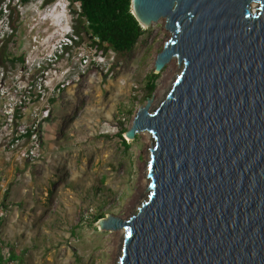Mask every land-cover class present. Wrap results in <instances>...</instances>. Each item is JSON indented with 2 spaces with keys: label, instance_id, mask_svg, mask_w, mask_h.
Returning <instances> with one entry per match:
<instances>
[{
  "label": "water",
  "instance_id": "water-1",
  "mask_svg": "<svg viewBox=\"0 0 264 264\" xmlns=\"http://www.w3.org/2000/svg\"><path fill=\"white\" fill-rule=\"evenodd\" d=\"M256 4V6H254ZM143 29L172 31L155 61L182 69L124 137L154 136L149 194L129 218L120 264H264V0H132Z\"/></svg>",
  "mask_w": 264,
  "mask_h": 264
},
{
  "label": "rangeland",
  "instance_id": "rangeland-1",
  "mask_svg": "<svg viewBox=\"0 0 264 264\" xmlns=\"http://www.w3.org/2000/svg\"><path fill=\"white\" fill-rule=\"evenodd\" d=\"M57 1L32 0L20 6L21 24L10 50L24 54L25 62L16 69L52 53L69 29H83L72 8L63 12ZM165 25L164 17L152 22L115 69L111 51L103 53L105 64L98 65L100 53L95 54L86 31L81 33L82 44L50 66L71 82L57 95H48L46 151L36 163L7 162L0 168V206L6 214L0 218L2 264H112L116 230L101 229L98 216L129 218L149 194H137L147 139L141 132L127 140L130 146L125 148L117 133L131 127L147 98H153L151 110L165 99L182 67L177 57V70L172 60L167 63L149 94L155 61L172 35ZM6 31L3 17L0 35ZM80 54L91 63L85 73L73 77ZM13 186L15 193L7 199ZM12 252L19 258L9 259Z\"/></svg>",
  "mask_w": 264,
  "mask_h": 264
},
{
  "label": "built area",
  "instance_id": "built-area-1",
  "mask_svg": "<svg viewBox=\"0 0 264 264\" xmlns=\"http://www.w3.org/2000/svg\"><path fill=\"white\" fill-rule=\"evenodd\" d=\"M75 43V36L66 34L46 57L27 61L20 69L0 66V168L7 162L36 163L45 153L43 124L48 116V95H57L71 82L63 72L59 73L57 68L51 70L50 66L59 59V53L77 47L72 46ZM97 56L98 65L105 64V55ZM78 61L79 69L73 77L85 73L91 63L85 54H80ZM5 215L0 206V218Z\"/></svg>",
  "mask_w": 264,
  "mask_h": 264
},
{
  "label": "trees",
  "instance_id": "trees-1",
  "mask_svg": "<svg viewBox=\"0 0 264 264\" xmlns=\"http://www.w3.org/2000/svg\"><path fill=\"white\" fill-rule=\"evenodd\" d=\"M32 0H0V19L5 17L9 31L0 36V66L5 69L15 68L18 63L25 62V55H15L10 50V44L21 24V9ZM51 2L52 0H45ZM71 8L76 15V21L83 23V29H74L75 41L81 43V33L86 31L91 36V47L96 53L113 52L112 68L127 60L145 29L132 11V0H71ZM82 44V43H81ZM158 73L150 77V92L153 94ZM127 128H121L117 137L125 148L130 143L124 137ZM105 217L101 213L98 219ZM17 259L10 253L9 259ZM4 261L3 251H0V264Z\"/></svg>",
  "mask_w": 264,
  "mask_h": 264
},
{
  "label": "bare ground",
  "instance_id": "bare-ground-1",
  "mask_svg": "<svg viewBox=\"0 0 264 264\" xmlns=\"http://www.w3.org/2000/svg\"><path fill=\"white\" fill-rule=\"evenodd\" d=\"M256 6V4H254ZM171 67L175 70L178 68V64L176 62V57L172 58ZM182 67L178 70L175 75V78L178 76L179 72L181 71ZM169 90L166 92L168 93ZM142 134L147 139V146L145 149V160L140 165V177H139V186L137 194L139 197H144L146 192L149 193L148 185L150 183V179L148 177V163L150 158L149 147L150 143L154 141V136L150 132H142ZM116 238L114 239L113 247H112V264H120V257L122 256V246H123V235L126 230L119 229L116 230Z\"/></svg>",
  "mask_w": 264,
  "mask_h": 264
},
{
  "label": "clouds",
  "instance_id": "clouds-1",
  "mask_svg": "<svg viewBox=\"0 0 264 264\" xmlns=\"http://www.w3.org/2000/svg\"><path fill=\"white\" fill-rule=\"evenodd\" d=\"M58 5H61L59 6L60 9L63 11V12H67V13H70V9H71V0H62V1H57ZM67 34L70 35V36H73L74 35V31L72 30H68L67 31ZM75 45H78V43L76 42L75 44H73L72 46H75ZM60 54V57H63L64 56V52H61L59 53Z\"/></svg>",
  "mask_w": 264,
  "mask_h": 264
},
{
  "label": "crops",
  "instance_id": "crops-1",
  "mask_svg": "<svg viewBox=\"0 0 264 264\" xmlns=\"http://www.w3.org/2000/svg\"><path fill=\"white\" fill-rule=\"evenodd\" d=\"M4 165H5V164L3 163L2 166H4ZM2 166H1V167H2ZM15 188H16V187L13 186L12 189H11V191H10V192H7V195H8V197H6L7 199H9V198L11 199V198L13 197V195H14V193H15Z\"/></svg>",
  "mask_w": 264,
  "mask_h": 264
}]
</instances>
